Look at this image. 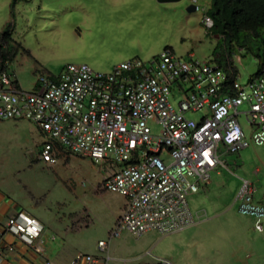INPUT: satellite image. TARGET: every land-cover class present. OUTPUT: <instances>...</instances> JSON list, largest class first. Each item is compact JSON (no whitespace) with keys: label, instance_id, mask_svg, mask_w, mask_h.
<instances>
[{"label":"built area","instance_id":"2783aa9c","mask_svg":"<svg viewBox=\"0 0 264 264\" xmlns=\"http://www.w3.org/2000/svg\"><path fill=\"white\" fill-rule=\"evenodd\" d=\"M207 30L213 20L205 17ZM32 91L21 88L0 69V120L29 121L45 137L39 160L53 166L75 154L109 172L103 190L126 200L110 239L128 232L136 237L162 236L193 227L197 219L189 199L206 187L223 156L238 154L252 144L264 145V67L246 84L234 68L178 57L166 48L150 61L119 63L109 73L87 64H68L58 75L40 73ZM181 99L174 106L171 96ZM242 107L245 110L240 111ZM202 112L200 120L187 117ZM251 127L247 136L240 122ZM150 122L159 126L155 134ZM84 186L85 183L83 182ZM254 183L243 180L236 197L238 211L264 230V203ZM14 236L44 261L47 230L27 213L0 220V264H7ZM52 240L55 239L51 235ZM108 242L98 248L105 253ZM108 257L78 254L69 264H108ZM157 264H173L159 259Z\"/></svg>","mask_w":264,"mask_h":264},{"label":"rangeland","instance_id":"374dc122","mask_svg":"<svg viewBox=\"0 0 264 264\" xmlns=\"http://www.w3.org/2000/svg\"><path fill=\"white\" fill-rule=\"evenodd\" d=\"M12 1L0 0V32L7 23L15 24L11 43L15 54L5 69L25 91L33 90L40 73L58 75L68 64H87L95 71L109 73L124 61H150L166 48L185 60L193 54L202 62L214 61L219 37L214 38L204 24L212 0H19L14 8ZM191 6L196 11L188 12ZM263 61L261 38H253L241 49L235 44L233 63L242 84L250 81ZM180 99L176 92L171 96L176 108ZM243 110L245 107L240 109ZM202 114L189 112L187 117L198 121ZM240 122L250 136L251 127L244 115ZM150 126L155 134L159 132L157 124L150 122ZM44 142L45 137L34 123L0 120L1 190L27 205H37L43 216L61 230L77 225L78 217L86 207L90 208L94 224L70 235L69 241L85 249L96 248L99 256L103 253L98 243L106 241L112 254L121 255L119 264L156 263L166 259L168 250L176 251L180 234L192 227L166 236L153 233L136 237L124 232L110 239L116 223L110 226L103 201L94 193L102 167L75 154H67L50 166L39 160ZM222 159L229 170L219 168L221 175L213 173L212 180L224 183L225 198L234 202L243 180L258 184L257 197L264 196V145L252 144ZM258 168L260 172L256 173ZM189 203L194 212L200 196L190 197ZM234 203L229 216L232 224L242 228L245 216Z\"/></svg>","mask_w":264,"mask_h":264},{"label":"crops","instance_id":"0c3cea01","mask_svg":"<svg viewBox=\"0 0 264 264\" xmlns=\"http://www.w3.org/2000/svg\"><path fill=\"white\" fill-rule=\"evenodd\" d=\"M259 172L260 169L258 168L256 173ZM108 173L101 170L99 183L95 187L94 193L99 199H102L112 227L123 214L126 200L121 195L103 190L101 182ZM214 174L220 176L221 172L218 170ZM254 185L257 201L264 203L263 195L257 197L259 185L256 183ZM223 189L224 183H213L211 179L206 187L193 195L196 198L198 195L200 196V204L193 212L197 222L190 230L180 234L174 253L170 249L164 254L167 260L172 261L173 264H264V230L262 232L256 231L254 228L255 221L249 217H245V226L242 228L232 224L229 211L233 207V203H237L236 198L234 202L225 198ZM19 213L34 216L45 227L47 230L45 254L46 258L50 259L53 264H69L78 254H85L84 251L88 252L86 254L100 255L96 248L85 249L83 246L69 241L70 235L79 234L94 224L90 208L86 207L84 214L78 217L77 225H72L71 228L67 226V229L61 230L43 216L37 205L35 207L27 205L14 195L0 189V220L16 216ZM51 235L55 236L54 240L50 238ZM4 242L14 245L16 249L14 253L9 255L7 264H44L41 258L14 236L6 235ZM101 257H108V264H119L122 261L120 254L115 255L110 252L109 245ZM125 262H130V260ZM157 263L158 261L156 263L145 261L141 264Z\"/></svg>","mask_w":264,"mask_h":264},{"label":"trees","instance_id":"16d2710c","mask_svg":"<svg viewBox=\"0 0 264 264\" xmlns=\"http://www.w3.org/2000/svg\"><path fill=\"white\" fill-rule=\"evenodd\" d=\"M17 1H12V8ZM206 16L213 20V27L208 31L214 38L219 37L214 61L226 71L229 68L237 71L233 63L235 44L241 49L253 38H261L264 45V0H212ZM14 30L12 21L0 32V69L6 68L14 57L15 51L11 48ZM263 67L264 61L253 77L258 76Z\"/></svg>","mask_w":264,"mask_h":264},{"label":"water","instance_id":"95a60500","mask_svg":"<svg viewBox=\"0 0 264 264\" xmlns=\"http://www.w3.org/2000/svg\"><path fill=\"white\" fill-rule=\"evenodd\" d=\"M181 0H158L159 3H175V2H179ZM196 11V7L195 6H191L189 9H188V12H194Z\"/></svg>","mask_w":264,"mask_h":264}]
</instances>
